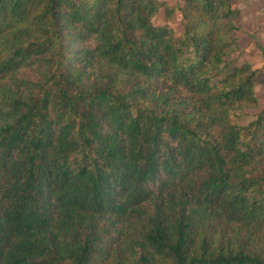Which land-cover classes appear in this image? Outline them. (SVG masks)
Wrapping results in <instances>:
<instances>
[{
    "label": "trees",
    "instance_id": "1",
    "mask_svg": "<svg viewBox=\"0 0 264 264\" xmlns=\"http://www.w3.org/2000/svg\"><path fill=\"white\" fill-rule=\"evenodd\" d=\"M239 16L232 0H0V264H264Z\"/></svg>",
    "mask_w": 264,
    "mask_h": 264
},
{
    "label": "rangeland",
    "instance_id": "2",
    "mask_svg": "<svg viewBox=\"0 0 264 264\" xmlns=\"http://www.w3.org/2000/svg\"><path fill=\"white\" fill-rule=\"evenodd\" d=\"M157 1H163L170 6L182 5L183 3V0H157ZM153 23L155 25L169 24L176 33H179L181 30L179 15H176L171 20L166 21L164 18V14L160 12L159 15H157L153 19ZM235 35H237V33ZM246 41L251 42V40H249L248 38H246ZM242 49L243 50L240 52L239 55H233L229 59L236 61V63L238 64L242 63V61H248L249 63L252 64L253 68L258 71L254 81V91L258 103L255 108H249L245 110L247 116L244 117L243 121L248 122L249 120L252 119V117L255 114L259 113L261 110H264V50L261 49V47L258 44H256L254 48L252 46L251 49H249V47H247L245 43H243ZM122 241H125L124 238ZM127 261L128 264H130L131 262H133V259L128 258ZM112 263H114L113 260H111V264Z\"/></svg>",
    "mask_w": 264,
    "mask_h": 264
},
{
    "label": "crops",
    "instance_id": "3",
    "mask_svg": "<svg viewBox=\"0 0 264 264\" xmlns=\"http://www.w3.org/2000/svg\"><path fill=\"white\" fill-rule=\"evenodd\" d=\"M232 5L240 11L239 25L243 32L236 35L240 51L243 50V43L249 49L258 44L264 50V0H232ZM246 38L251 42L246 41Z\"/></svg>",
    "mask_w": 264,
    "mask_h": 264
}]
</instances>
